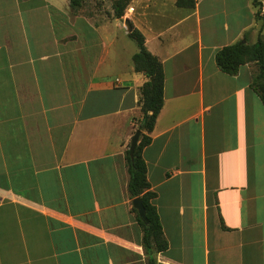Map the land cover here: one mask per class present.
<instances>
[{"label": "crops", "instance_id": "obj_1", "mask_svg": "<svg viewBox=\"0 0 264 264\" xmlns=\"http://www.w3.org/2000/svg\"><path fill=\"white\" fill-rule=\"evenodd\" d=\"M175 3L131 0L123 19L164 75L142 149L167 242L155 264H264L256 65L229 76L214 60L264 42V0ZM122 18L0 0V264H146L124 159L146 78Z\"/></svg>", "mask_w": 264, "mask_h": 264}, {"label": "trees", "instance_id": "obj_2", "mask_svg": "<svg viewBox=\"0 0 264 264\" xmlns=\"http://www.w3.org/2000/svg\"><path fill=\"white\" fill-rule=\"evenodd\" d=\"M112 3L113 17L121 19L124 10L131 0H108ZM82 0H69L71 10L81 7ZM195 0H176L179 8H193ZM258 6L257 0H254ZM259 12H256V17ZM128 38L134 42L137 52L132 56L134 72L145 76L146 82L140 88L141 117L136 122V130L141 131L139 140L132 157L128 148L124 153L128 181L127 192L131 199L140 198L145 210L147 224H144L135 213L136 221L142 231L141 246L146 257V264H155L157 253L167 248V242L163 237L162 227L152 200L155 193L150 191V185L146 177V165L142 158V149L150 143L149 134L152 132L156 118L163 104L164 75L162 65L144 45L142 34L131 27ZM238 42L225 46L215 53L214 60L217 68L224 74L234 76L239 68L248 63H255L256 73L251 78L250 88L256 93L264 106V42L260 37L254 44ZM152 79V81H150Z\"/></svg>", "mask_w": 264, "mask_h": 264}, {"label": "rangeland", "instance_id": "obj_3", "mask_svg": "<svg viewBox=\"0 0 264 264\" xmlns=\"http://www.w3.org/2000/svg\"><path fill=\"white\" fill-rule=\"evenodd\" d=\"M111 6L112 3L108 0H82L81 7L76 10H71V15L72 16L91 15L93 18H97V20H102V19L110 18L111 14H113V10ZM124 18L127 17L124 16L123 14V18L122 20H120L121 24H123ZM131 46H133V48L136 49V46L133 42H131Z\"/></svg>", "mask_w": 264, "mask_h": 264}, {"label": "water", "instance_id": "obj_4", "mask_svg": "<svg viewBox=\"0 0 264 264\" xmlns=\"http://www.w3.org/2000/svg\"><path fill=\"white\" fill-rule=\"evenodd\" d=\"M123 25H124V28H125L127 34H129L131 32V25H130L129 20L125 19L123 22ZM150 81H152V79H150ZM140 134H141V131L137 130L130 140V144H129V148H128L130 157H132V155H133V152H134V149H135L137 142L139 140ZM132 207L137 211V215H138L139 219L144 224H147L146 217H145V210H144V207L142 206L140 198H135L132 200Z\"/></svg>", "mask_w": 264, "mask_h": 264}, {"label": "built area", "instance_id": "obj_5", "mask_svg": "<svg viewBox=\"0 0 264 264\" xmlns=\"http://www.w3.org/2000/svg\"><path fill=\"white\" fill-rule=\"evenodd\" d=\"M130 11H132V9H130Z\"/></svg>", "mask_w": 264, "mask_h": 264}]
</instances>
